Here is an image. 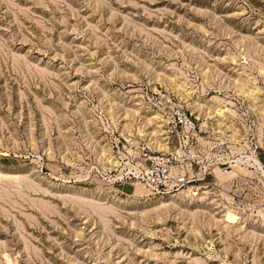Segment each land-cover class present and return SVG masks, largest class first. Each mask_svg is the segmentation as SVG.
I'll return each instance as SVG.
<instances>
[{
    "label": "rangeland",
    "instance_id": "obj_1",
    "mask_svg": "<svg viewBox=\"0 0 264 264\" xmlns=\"http://www.w3.org/2000/svg\"><path fill=\"white\" fill-rule=\"evenodd\" d=\"M0 264H264V0H0Z\"/></svg>",
    "mask_w": 264,
    "mask_h": 264
},
{
    "label": "built area",
    "instance_id": "obj_2",
    "mask_svg": "<svg viewBox=\"0 0 264 264\" xmlns=\"http://www.w3.org/2000/svg\"><path fill=\"white\" fill-rule=\"evenodd\" d=\"M154 104L166 118L167 131L175 137L176 145L170 152L144 153L143 162H147V166L139 172V177L152 193L168 194L189 182L190 168L183 165L184 159L180 155L193 150L197 143L202 145L199 140L200 127L191 112L176 102L173 95L158 90Z\"/></svg>",
    "mask_w": 264,
    "mask_h": 264
},
{
    "label": "bare ground",
    "instance_id": "obj_3",
    "mask_svg": "<svg viewBox=\"0 0 264 264\" xmlns=\"http://www.w3.org/2000/svg\"><path fill=\"white\" fill-rule=\"evenodd\" d=\"M158 114L162 117L163 121L166 122V118H164L161 113L159 112V110H157ZM192 114V113H191ZM193 115V114H192ZM228 219L230 220H235L236 219V215H234L233 213H229L228 215Z\"/></svg>",
    "mask_w": 264,
    "mask_h": 264
}]
</instances>
